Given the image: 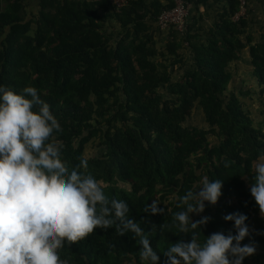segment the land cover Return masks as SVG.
Instances as JSON below:
<instances>
[{"label":"trees","instance_id":"trees-1","mask_svg":"<svg viewBox=\"0 0 264 264\" xmlns=\"http://www.w3.org/2000/svg\"><path fill=\"white\" fill-rule=\"evenodd\" d=\"M26 1L0 0V86L17 94L28 86L38 90L61 126L53 137L62 142L69 169L88 161L105 194L128 204L158 264H167L163 253L170 244L191 240L173 223L183 210L179 197L197 191L205 176L222 180L217 204L192 214L194 221L210 218L200 242L217 232L235 235L223 217L242 213L250 230L242 245L257 246L243 264H264V218L250 192L253 163L264 154V32L254 45L245 37V17L236 16L248 0H222L206 43L197 41L195 19L182 35L171 27L164 50L154 40L161 13L177 1L199 6L209 0H124L120 8L109 0H39L35 12ZM183 44L192 63L182 71ZM246 48L257 88L252 92L229 85L231 64ZM250 95L262 108L257 122L245 104ZM196 107L207 129L186 126ZM92 141L101 152L86 158ZM153 200L164 214L144 213ZM140 248L131 233L120 237L113 226L97 228L59 255L68 264H141Z\"/></svg>","mask_w":264,"mask_h":264},{"label":"clouds","instance_id":"clouds-1","mask_svg":"<svg viewBox=\"0 0 264 264\" xmlns=\"http://www.w3.org/2000/svg\"><path fill=\"white\" fill-rule=\"evenodd\" d=\"M61 131L35 87L17 94L0 86V264H68L60 258L61 249L79 243L97 228L113 226L120 237L131 233L141 246V264H158L148 234L129 218L128 204L105 194L87 171L86 159L72 170L62 160L63 144L53 137ZM253 168L250 192L264 218V154ZM222 187V180L205 176L197 191L179 197L177 207L183 210L173 215V223L180 233H190L191 240L170 244L163 253L167 264H243L256 254L254 242L242 245L250 230L247 216L239 212L223 217L233 223L235 235L217 232L200 242V229L210 218L194 221L192 214L203 213L206 203L215 206ZM158 205L153 200L144 213L164 214Z\"/></svg>","mask_w":264,"mask_h":264},{"label":"crops","instance_id":"crops-1","mask_svg":"<svg viewBox=\"0 0 264 264\" xmlns=\"http://www.w3.org/2000/svg\"><path fill=\"white\" fill-rule=\"evenodd\" d=\"M38 1H37V4H38ZM25 4H29V6H31L33 5V2L28 0L26 1ZM223 7H225V3L222 0L220 1L209 0L205 5H199V6L188 4V9H189L188 20L191 21L192 19H195L197 23V28L200 29L197 41H200L201 43H206V40L209 37V32L212 30L214 24L216 23L217 17L219 13L222 11ZM244 12H245L244 17L247 16L245 18L246 20L245 37L250 36L252 38L251 45H254L257 42L262 41L261 36L264 32V0H248L247 6L245 7ZM255 13L259 14L263 18V21L260 20V21L255 22ZM168 34H169L168 30H161L156 26L154 40L156 42V48L158 50L165 49L166 42L168 40ZM181 55L183 56V61H184L183 68H182V71H183L185 68H187L192 63V53L188 45H185V47H183ZM239 63L240 64L248 63V65H250L251 70H252L251 59L249 57L248 48L243 50L239 54L238 59L231 64L232 71L235 70L236 65H238ZM182 71L179 73L181 74ZM249 72L251 73L250 70Z\"/></svg>","mask_w":264,"mask_h":264},{"label":"rangeland","instance_id":"rangeland-1","mask_svg":"<svg viewBox=\"0 0 264 264\" xmlns=\"http://www.w3.org/2000/svg\"><path fill=\"white\" fill-rule=\"evenodd\" d=\"M33 2V5L29 6L28 11L29 12H35L36 11V6L37 1L38 0H30ZM256 2V1H255ZM245 10V9H243ZM244 11L240 12V14H238L237 16L242 17L244 16ZM236 16V17H237ZM247 16H245L246 18ZM250 18V17H249ZM236 19V18H235ZM248 19V18H247ZM263 21V18L255 13V22L256 21ZM185 47V45L187 44H183ZM183 48L180 50L182 52ZM179 52V53H181ZM248 57V56H246ZM237 69V70H236ZM249 70L251 71V67L250 65H248V63H243V64H238L235 67V70L232 71L233 73V80L230 82L229 85L233 86L237 89V91L239 90H244L246 91L247 89H250V91H255L257 88L255 86V80H253V78L251 77V73L249 72ZM181 74L179 73L177 77H175L174 79H177ZM173 79V80H174ZM230 86V87H231ZM251 95L248 96V98H244L245 100V104L247 107V110H249L251 117L257 122L259 120H261L262 116H261V106L259 101L257 100V98L253 95L252 99ZM264 119V117L262 118ZM186 126H192V127H197V128H201V129H207V124L204 121V116L202 114V111L196 107L195 110H193L192 115L190 116V118H188L187 122H186ZM210 142L211 144L216 143L214 138H210ZM101 152V148L98 146V141H92L89 144H87L86 148H85V152H84V156L86 158H92V157H98V155Z\"/></svg>","mask_w":264,"mask_h":264},{"label":"built area","instance_id":"built-area-1","mask_svg":"<svg viewBox=\"0 0 264 264\" xmlns=\"http://www.w3.org/2000/svg\"><path fill=\"white\" fill-rule=\"evenodd\" d=\"M109 1L117 8H120L121 6H123V4H125L124 0ZM244 5L245 3L242 1V12L244 11ZM188 16V4L182 1H177L176 6L173 9L161 13V15L158 17V20L156 21V26L161 30H169L172 27L179 35H182L187 26Z\"/></svg>","mask_w":264,"mask_h":264}]
</instances>
